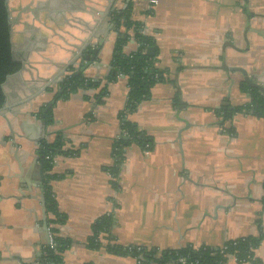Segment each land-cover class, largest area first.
Here are the masks:
<instances>
[{
  "label": "crops",
  "instance_id": "crops-1",
  "mask_svg": "<svg viewBox=\"0 0 264 264\" xmlns=\"http://www.w3.org/2000/svg\"><path fill=\"white\" fill-rule=\"evenodd\" d=\"M119 2L9 0L12 45L23 69L5 84L0 112V264H54L42 228L39 151L57 135L64 151L75 153L56 157L52 169L62 176L52 189L67 216L58 235L72 241L63 264H137L131 256L87 247L91 226L107 215L114 218L116 245L158 254L222 248L258 235V221L264 232V118L237 114L221 126L217 115L251 102L237 69L264 87V0ZM129 4L132 20L155 40L164 80L128 118L155 145L126 150L115 190L109 169L114 141L123 136L129 86L126 76L106 80L118 36L112 9ZM128 35L124 51L130 55L139 44L132 30ZM89 50L93 61L83 74L101 81L99 88L55 99L59 83L73 73L68 67L86 63ZM52 101L53 124L37 142V115ZM255 257L264 264V241Z\"/></svg>",
  "mask_w": 264,
  "mask_h": 264
},
{
  "label": "trees",
  "instance_id": "trees-1",
  "mask_svg": "<svg viewBox=\"0 0 264 264\" xmlns=\"http://www.w3.org/2000/svg\"><path fill=\"white\" fill-rule=\"evenodd\" d=\"M132 6L129 4L125 9L113 11L111 14L112 21L115 24V30L118 36L115 43L111 71L107 77V83H113L119 76L128 77V101L125 110L120 115L121 130L126 136H122L114 141L113 160L114 165L109 169L113 178L112 186L117 190V179L124 162L126 150L137 145L144 150L153 149L155 142L145 132L139 130L138 126L128 118L134 114L142 102L148 100L151 96L152 89L158 83L163 81L164 73L160 71L156 64L158 62V51L155 40L144 33V26L141 23L134 22L131 18ZM10 10L7 0H0V110L6 105L7 97L4 92L5 84L11 77L15 76L22 70V64L15 59L14 48L12 45V25L10 20ZM126 29L121 33L120 28ZM133 31L134 37L139 44V49L130 55L126 54L124 49L129 40L128 33ZM155 49L154 56H149V50ZM93 54L88 51L86 55ZM85 54L83 55L85 59ZM73 65L68 67L72 75L65 77L58 85L55 93V99H68L72 94L86 89L99 88L101 81L88 79L83 73L78 74L80 69ZM244 93L249 94L251 102L245 106L234 108H221L217 111L221 119V126H226L237 114H251L256 117L264 118V93L258 89L250 87L246 82L241 84ZM107 95L105 86L99 96L98 103H101ZM47 106L43 107L37 118L45 121L47 126L53 124V110L50 108L46 111ZM227 133L235 136V130L231 127ZM64 139L62 135H57L52 143H43L39 155L43 164L44 179V199L49 230L52 236L54 250L51 254L50 262L54 264L62 263V254L71 246L72 241L63 239L58 235V227L67 222V216L59 211L58 202L52 189V183L60 180L62 176L52 174L54 160L58 156H73L74 152L64 151ZM114 218L112 215L103 216L98 219L92 226V234L87 240V247L91 250L105 249L107 252L116 255L131 256L141 264H180L179 259H186V264H228V256H234L237 264H262L255 257V250L259 248L264 241V232L262 231V221L257 222L259 234L245 238L228 241L223 248L201 247L194 248L186 246L179 250L164 251L158 254L155 250H146L137 247H122L116 245L115 237L112 234ZM101 236L106 243L101 241Z\"/></svg>",
  "mask_w": 264,
  "mask_h": 264
},
{
  "label": "water",
  "instance_id": "water-1",
  "mask_svg": "<svg viewBox=\"0 0 264 264\" xmlns=\"http://www.w3.org/2000/svg\"><path fill=\"white\" fill-rule=\"evenodd\" d=\"M7 3H9V0H7ZM118 5H120V2L118 0ZM116 5L113 6L112 11L115 10ZM10 20H11V25H12V33H13V26L15 25V21L12 19V17L10 16ZM105 38L107 37V35L104 36ZM98 53V51H95V55ZM149 56H154L155 54V49L151 48L149 50ZM86 63L82 64L80 66V69L78 71V74L84 73L91 65L92 63V59H90V55L86 56ZM18 62V61H17ZM23 69V68H22ZM238 72H240L243 76H244V81L252 88L258 89L259 91H261L262 93H264V87L261 84L255 83L248 75L246 72H244L241 69H237ZM20 73V72H19ZM18 74V73H17ZM16 74V75H17ZM12 78V77H11ZM10 78V79H11ZM54 104V101H52L49 105H47V109L46 111H48L52 105ZM5 110V106L0 110V112ZM42 125V135L41 138L38 139L37 142H39L41 139H43L45 137V127H46V123L45 121L42 120L41 122ZM22 169V168H21ZM42 169V167H41ZM41 181L38 183V185L41 187L42 186V179H43V174L40 177ZM42 188V187H41ZM41 205H42V228L44 230V232L46 233V238H47V247H48V253L51 256L52 252H53V247L51 245V241H52V236L49 230V226H48V222H47V213H46V208H45V202H44V196L41 195ZM38 258H41V255L38 254Z\"/></svg>",
  "mask_w": 264,
  "mask_h": 264
},
{
  "label": "built area",
  "instance_id": "built-area-1",
  "mask_svg": "<svg viewBox=\"0 0 264 264\" xmlns=\"http://www.w3.org/2000/svg\"><path fill=\"white\" fill-rule=\"evenodd\" d=\"M123 136H126V134H123ZM103 238H104V237L101 236V241H102L103 243H106L105 240H103ZM51 245H52V247L54 248L53 240L51 241ZM222 248H223V247H222ZM129 249H132V247H129ZM137 249H138V250H141L142 248L137 247ZM135 260L137 261V264H141V263H142V261H138L137 259H135ZM230 260L236 261V259H235L234 256H228V262H229ZM178 262H179L180 264H186V263H187V260L182 258V259H179Z\"/></svg>",
  "mask_w": 264,
  "mask_h": 264
}]
</instances>
